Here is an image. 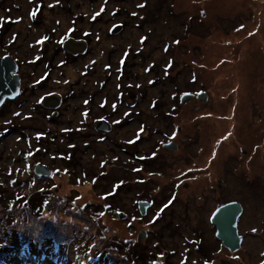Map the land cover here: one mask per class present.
I'll return each mask as SVG.
<instances>
[{
    "label": "rangeland",
    "instance_id": "374dc122",
    "mask_svg": "<svg viewBox=\"0 0 264 264\" xmlns=\"http://www.w3.org/2000/svg\"><path fill=\"white\" fill-rule=\"evenodd\" d=\"M117 1L0 0V33L11 24L0 57L20 79L0 107V195L11 193L0 202L4 264H91L96 252L80 248L108 255L113 237L142 243L154 264H264V0ZM68 33L78 37L62 48L75 62L53 58ZM170 139L180 149L161 147ZM37 164L51 175L37 177ZM30 197L47 202L29 214ZM230 203L243 211L236 253L212 224ZM27 237L38 242L30 251Z\"/></svg>",
    "mask_w": 264,
    "mask_h": 264
},
{
    "label": "trees",
    "instance_id": "16d2710c",
    "mask_svg": "<svg viewBox=\"0 0 264 264\" xmlns=\"http://www.w3.org/2000/svg\"><path fill=\"white\" fill-rule=\"evenodd\" d=\"M43 3H41V6H43L42 5ZM10 25L11 24H9L8 25V27L6 26V28H5V26H4V28H5V31H1V33H0V42H2V38L3 37H5L4 35H6L7 34V29H9V27H10ZM78 37V35H77V33H75V34H70V33H68V35H67V38L66 39H63V40H61V41H63V43H61V44H59V46L57 47V49H56V52H55V54H54V59H56V58H58L59 57V55H60V53H65V54H67L66 52H64V50H63V48H62V45L63 44H65V40H68V38H77ZM87 39V41L89 42V38H86ZM70 40H72V39H70ZM66 61L68 60H70V59H74L73 61L75 62L76 61V59L77 58H71V56L69 55V54H67L66 55ZM54 59H52L53 61L52 62H49L50 64H52L53 62H54ZM36 60L37 61H40L39 60V58L38 57H36ZM51 61V60H50ZM70 61H72V60H70ZM33 63H34V61H33ZM67 63H69V62H64L63 63V65L64 64H67ZM19 64V63H18ZM34 64H36V62L34 63ZM75 64V63H74ZM124 65L125 64H122V70H123V67H124ZM50 68H52V67H50V65L49 66H47L46 67V69H47V71L50 69ZM123 72H124V70H123ZM123 74V73H122ZM50 75H51V72L49 71L48 72V74L46 75V77H42L41 78V80L40 79H37L36 80V82H37V85H38V89H47V82H48V79H49V77H50ZM167 79L168 80H170V78L169 77H167ZM36 88V89H37ZM69 97H65L64 98V101L66 102L67 100H72V99H74V96H72V95H68ZM19 127H21V128H18L17 127V130H21V131H27V130H31V128H27V129H25V128H23L22 126H21V124H19ZM20 131V132H21ZM11 132H14V130H12ZM32 132H36V129H34V131H32ZM10 134V133H9ZM9 134H7L5 137H8V135ZM69 134V133H68ZM69 136L72 138L73 137V139H75V136H74V134L73 135H70L69 134ZM48 139V138H47ZM47 139L45 140V141H47ZM72 139V140H73ZM4 140V138H2V139H0V143L2 142ZM49 144H50V142H48ZM144 151L142 150V149H140L139 151H138V154L140 155L141 153H143ZM29 153H27L26 155H28ZM30 156V155H29ZM30 158H33V157H30ZM34 162L32 161L31 162V164H33ZM30 164V165H31ZM35 165V164H34ZM33 165V166H34ZM145 166L147 167V168H150L151 167V165H149V163H147V162H145ZM33 168L34 167H32V175H33ZM151 172V171H150ZM34 176V175H33ZM35 177V176H34ZM82 177V176H81ZM36 178V177H35ZM154 185H156V184H153L152 186H154ZM134 186H136L137 187V185H134ZM146 186L148 187V184H146ZM33 187L34 188H36V184L34 183L33 184ZM4 189H5V187H3ZM117 189H119V187L117 188ZM6 190V189H5ZM45 190H47V189H45ZM7 191V190H6ZM18 191V190H17ZM119 191H120V189L117 191V193H116V195L119 193ZM148 192V189H144L143 190V192H139V190L137 191V195L139 196V195H142V194H145V192ZM147 192H146V194H147ZM116 195H114V196H116ZM113 196V197H114ZM5 197H11V193H9V192H7L6 194H4V195H0V202H2V201H6L7 199L5 198ZM139 197H143V199H146L145 197H148V196H139ZM44 200H45V202H47V199L45 198V197H42ZM42 198H38V197H35L32 201H31V197L30 198H28V200H27V203L24 205L25 206V210H27L28 212H29V214L30 213H32L33 212V210H32V207L30 206V203H36V199H37V203L38 202H41L42 201ZM149 198H150V196H149ZM15 199H17V198H15ZM141 199H139V201H140ZM147 200H149V199H147ZM17 201H18V199H17ZM138 201V202H139ZM154 201H155V198H154ZM2 205H6V203H3ZM3 209H5L4 207H3ZM113 210V209H112ZM8 214H9V210H5ZM107 211H109V214H111V210L109 209V210H107ZM8 214H6V215H3L2 217L4 218V220L6 219L7 221H8V219H9V216H7ZM164 214H165V212H164ZM168 228H171L170 227V224L168 223L167 225H166ZM166 227V228H167ZM169 230V232L171 231L170 229H168ZM173 230H177L176 228H174ZM10 232V231H9ZM28 233H32L31 231H27ZM26 233V232H25ZM11 234H12V230H11ZM159 234V233H158ZM27 235L25 234V237H26ZM30 236H33V234H31ZM36 236V235H35ZM85 235H83L82 237H81V239L83 240L84 239V245H89L88 244V242L89 243H91L92 241H93V238L92 237H90V238H87V237H84ZM29 237V236H28ZM28 237L26 238V242H25V244H27V245H21V246H23V247H26L27 249H25V250H31V249H33V248H31L32 246H35L36 244L38 245V242L37 241H32V240H29V243H28ZM84 237V238H83ZM71 240V238L70 239H68L67 240V243L69 242ZM111 240L112 241H114L115 243H116V245L115 246H112L113 247V250H114V252H110V249L108 250V255L106 254L107 252L106 251H104L105 249H108L107 247H103L101 250H97V249H94L93 247L94 246H90L89 245V247L88 248H83V249H81L80 247L82 246V243L83 242H81L80 240V246H79V248H80V250L82 251V250H84V252L85 253H87V254H90V252L92 251L91 249H93V251H95L96 252V255H95V257L97 258L96 259V261L95 262H92L91 264H110V263H112V264H154V262L153 261H151V259L153 258V256H151V252L149 251V249L147 248V247H143L142 246V243H138L137 241H134V242H122V241H118L117 239H116V237H113V238H111ZM73 241V240H72ZM76 242H77V240H75ZM16 244H17V242H15ZM108 247H110L111 248V246H108ZM5 248V249H4ZM55 248V247H54ZM57 248V247H56ZM7 249V250H6ZM83 252V251H82ZM7 253H8V248H7V245H5L4 243H2V244H0V264H4V261H5V258H6V255H7ZM95 259V258H94Z\"/></svg>",
    "mask_w": 264,
    "mask_h": 264
},
{
    "label": "water",
    "instance_id": "95a60500",
    "mask_svg": "<svg viewBox=\"0 0 264 264\" xmlns=\"http://www.w3.org/2000/svg\"><path fill=\"white\" fill-rule=\"evenodd\" d=\"M204 16V14H202ZM71 41H66L64 47L67 45L69 48L71 46ZM17 66L8 57L0 58V107L5 100H14L19 94V77L13 75L16 73ZM194 95L186 94L183 95L181 102L186 104L189 102ZM197 99L204 98V93H200L196 97ZM99 131H101L98 128ZM103 132V131H101ZM166 150H176V145L170 143L164 146ZM35 175L37 177L48 178L51 172L42 165H36ZM148 203V202H147ZM146 201L139 203V213L144 216L146 209L150 207ZM243 211L239 204L230 203L226 204L219 209H217L212 218V224L216 227L215 238L221 242L222 246L227 249L230 253H236L241 249L243 238L239 234L238 221ZM121 219L125 216L120 215ZM141 237V236H140ZM142 237H144V232H142Z\"/></svg>",
    "mask_w": 264,
    "mask_h": 264
},
{
    "label": "flooded vegetation",
    "instance_id": "af4514ba",
    "mask_svg": "<svg viewBox=\"0 0 264 264\" xmlns=\"http://www.w3.org/2000/svg\"><path fill=\"white\" fill-rule=\"evenodd\" d=\"M117 2H119V3L121 4L122 1L119 0V1H117ZM118 26H120V25L118 24ZM4 57H6V56L4 55ZM4 57H0V58H4ZM121 62H122V59H121ZM122 64H123V63H122ZM122 64H121L120 67L118 68V70H119V71H118V74L122 71ZM46 75H47V73L44 75V77H46ZM118 76H119V75H118ZM195 94H197V93H195ZM21 95H22V93H20V96H21ZM184 95H186V94H184ZM62 98H63V97H62ZM180 100H181V97H179V100H178V101H179V104L185 105V104H183V103H180ZM191 100H192V101H198L199 99H197V98L194 97V98H192ZM84 101H87V99H85ZM192 101H191V102H192ZM7 102H9V101L7 100ZM102 104H104V102H103ZM136 108H137V107H135V109H136ZM90 113H91V112L87 113L86 116L88 117ZM107 122H108V121H107ZM108 123H109V122H108ZM109 125H110V127H111L110 130H111V132H112V131L114 130V125L111 124V123H109ZM129 125H130V124H127V123H126V126H122V124H120V128H125V127H127V126H129ZM93 127H94V133L98 132V128H97V126H96V125H95V126L93 125ZM139 127H143V124H142V123H139ZM182 131H183V130L181 129V127H179V126H174L173 129H172V132H171V133H172V134H174V133L176 134L177 132H179V133H177V137H178L179 134L182 133ZM106 133H107V132H106ZM187 134H188V133H187ZM98 135H99V134H98ZM102 135H105V134H102ZM185 138H186V137H182V141H185ZM139 143H142V140L139 141ZM170 143H174V144L176 145V149H180L179 144L177 145V144H176L177 142H176L175 140H173V139H170L169 141H166L165 144L163 143L161 147H163V146H165V145H167V144H170ZM263 147H264V146H263ZM163 148H164V147H163ZM138 155H139V154H138ZM140 155L143 156L144 154L141 153ZM140 155H139V156H140ZM255 156H256V155H255ZM141 158H142V157H141ZM239 161H240V160H239ZM196 167H197V166H196ZM186 173H187V175H188L189 172H186ZM189 179H192V178L190 177ZM189 179H188V180H189ZM263 180H264V178H263ZM178 183H179V180L176 181L175 185L178 186ZM184 184H185V183H184ZM262 186L264 187V183L262 184ZM219 187H220V189H221V186H219ZM214 190H215L214 187L211 188V191H214ZM177 193H178V191H177ZM172 196H173V189H172ZM255 233H256V232H255ZM239 234H240V233H239ZM241 236H242V238H243V240H244V237H245V236H244V235H241ZM214 238H215V237H214Z\"/></svg>",
    "mask_w": 264,
    "mask_h": 264
},
{
    "label": "snow or ice",
    "instance_id": "6c2138e0",
    "mask_svg": "<svg viewBox=\"0 0 264 264\" xmlns=\"http://www.w3.org/2000/svg\"><path fill=\"white\" fill-rule=\"evenodd\" d=\"M51 6V5H50ZM141 7H143L144 5H140ZM33 17L36 15L35 12L32 13ZM97 15H99V13H97ZM93 19H95V17H93ZM87 35V33L85 34ZM44 39H47V37H45ZM61 43H63V41H60ZM17 115H19V113H17ZM85 115H87V113H85Z\"/></svg>",
    "mask_w": 264,
    "mask_h": 264
},
{
    "label": "bare ground",
    "instance_id": "6f19581e",
    "mask_svg": "<svg viewBox=\"0 0 264 264\" xmlns=\"http://www.w3.org/2000/svg\"><path fill=\"white\" fill-rule=\"evenodd\" d=\"M229 150H231V147L228 148ZM53 260H55L56 258H52Z\"/></svg>",
    "mask_w": 264,
    "mask_h": 264
}]
</instances>
